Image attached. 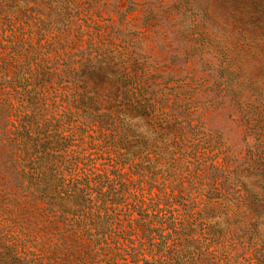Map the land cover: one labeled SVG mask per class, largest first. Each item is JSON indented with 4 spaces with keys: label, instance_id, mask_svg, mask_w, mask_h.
<instances>
[{
    "label": "trees",
    "instance_id": "obj_1",
    "mask_svg": "<svg viewBox=\"0 0 264 264\" xmlns=\"http://www.w3.org/2000/svg\"><path fill=\"white\" fill-rule=\"evenodd\" d=\"M92 1L0 0V173L14 199L52 216L78 264H264V198L220 186L228 161L205 156L196 108L104 35L117 25L97 23ZM140 9L150 21L152 2Z\"/></svg>",
    "mask_w": 264,
    "mask_h": 264
},
{
    "label": "rangeland",
    "instance_id": "obj_2",
    "mask_svg": "<svg viewBox=\"0 0 264 264\" xmlns=\"http://www.w3.org/2000/svg\"><path fill=\"white\" fill-rule=\"evenodd\" d=\"M142 1L93 0L100 11L93 16L103 26L114 22L118 30L104 35L127 39L133 55L156 72L158 85L181 92L196 108L194 121L208 137L205 156L218 150L216 158L228 161L220 186L263 199L264 0H148L150 21ZM244 210L241 204L228 212ZM52 223L38 205L14 199L11 171L0 173V251L20 256L7 264H78Z\"/></svg>",
    "mask_w": 264,
    "mask_h": 264
}]
</instances>
